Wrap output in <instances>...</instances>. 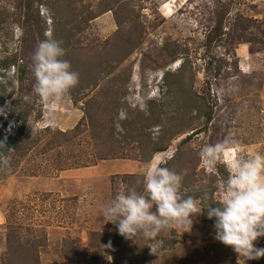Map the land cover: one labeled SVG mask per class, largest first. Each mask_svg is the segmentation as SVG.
Instances as JSON below:
<instances>
[{
  "label": "rangeland",
  "instance_id": "rangeland-1",
  "mask_svg": "<svg viewBox=\"0 0 264 264\" xmlns=\"http://www.w3.org/2000/svg\"><path fill=\"white\" fill-rule=\"evenodd\" d=\"M25 1L0 0V109L5 113L0 115V141L6 145L13 132V101L23 98L29 103L26 134L35 136L46 127L72 130L83 117L88 99H102L103 91L114 90L119 108L108 113L115 117V137L130 158L57 172L53 163L57 151L71 147L93 151L87 134L44 155L40 152L49 139L46 135L24 158L12 160L0 154V254L7 252V234L14 227L23 239L37 242L41 264L113 263L101 235L118 232L103 220L101 208L122 184L136 185L146 164L132 159L139 154L141 137L133 132V139L124 140L129 127L122 128L120 121L125 116L137 120L140 113H156L155 124L143 133H151L152 141L160 143L169 131L191 125L150 160L155 158L163 166L178 155L167 167L182 174L186 195L206 192L208 204L222 199L216 181L221 173L228 174L232 159L264 154V0H135L121 14L136 15L137 25L124 22L121 27L112 11L104 12L73 32L67 55L78 73L91 66L95 73L110 72V76L93 86L88 81L87 89H75L74 95L68 91L58 100H39L33 92V75L19 84L8 63L16 56L19 64L30 66L37 43L45 33L53 37L57 30L53 17L63 21L70 9L87 14L99 0H60L54 6L53 0H34L28 12ZM219 23L220 37L215 33ZM129 50L131 54L122 61ZM176 50L179 55L173 58ZM167 72L169 85L163 78ZM116 76L120 81L115 86L111 81ZM207 109L212 114L208 124L205 117H198ZM188 135L191 138L183 143ZM226 137L237 142L236 152L206 167L198 155L200 146ZM150 150L147 146L142 153L146 156ZM192 219L190 232L174 227L155 240L125 239L123 247L135 251L124 256L143 255L145 264H264V257L245 261L231 249L214 256L208 247L219 242L214 220L207 218L206 210ZM255 246L264 248V237Z\"/></svg>",
  "mask_w": 264,
  "mask_h": 264
},
{
  "label": "clouds",
  "instance_id": "clouds-1",
  "mask_svg": "<svg viewBox=\"0 0 264 264\" xmlns=\"http://www.w3.org/2000/svg\"><path fill=\"white\" fill-rule=\"evenodd\" d=\"M64 57L62 42L45 33L31 55L36 95L58 100L78 84V73ZM0 115H5L3 109ZM236 145L235 140L226 137L215 144H202L198 155L206 167H214L225 154L236 152ZM12 150L0 141V154ZM154 159L146 162L136 185L122 184L101 208L103 220L114 224L119 235L131 240H155L162 231L174 227L190 232L192 218L206 210L207 218L214 220L216 240L231 247L245 261L264 257V248L255 246L264 237V154L232 159L228 175L216 181L222 199L212 204L207 203L206 192L200 197L186 195L182 174L155 163ZM200 203L206 206L200 207ZM102 246L110 249L111 241Z\"/></svg>",
  "mask_w": 264,
  "mask_h": 264
},
{
  "label": "trees",
  "instance_id": "trees-1",
  "mask_svg": "<svg viewBox=\"0 0 264 264\" xmlns=\"http://www.w3.org/2000/svg\"><path fill=\"white\" fill-rule=\"evenodd\" d=\"M131 1L135 0H99L98 5L93 8L87 9V14L76 13L74 9H70L66 14V18L62 21L58 17H53L55 21V25L57 26V30L53 31V38H57L56 40L62 42V47L65 49V59H67L70 64L71 60L69 59L67 53L72 50V47L69 43L70 37H73V32L79 30L82 26V23L90 22L100 14L108 11H112L114 14L115 21L118 27H121L124 22H131L137 25V17L136 15L129 14L126 17H123L121 11L126 7H129ZM140 3H146L149 0H137ZM24 8L25 10L32 11V7L34 4V0H26ZM60 2V0H53L52 5H56ZM40 4L42 5L41 1ZM40 5V6H41ZM51 8V7H50ZM52 10V8H51ZM84 15V16H83ZM221 27L222 23L216 27L215 33L221 36ZM59 31V32H58ZM52 33V32H51ZM78 33V32H77ZM219 36V37H220ZM132 50L125 52L124 58L121 59L122 61L128 58L131 54ZM179 55V52L176 50L174 54L171 56L176 58ZM8 66H12L16 73V78L19 84H21L24 79L28 76V74H32L30 71V66L22 63L19 64L18 60L15 56L14 59H11L8 63ZM72 70L77 72L75 69L77 67H73L71 64ZM78 73V72H77ZM110 72L100 71V73H95L91 66L83 67L82 71L78 73L79 82L78 84L69 90V92L74 95L76 94L74 91L75 89L80 91L82 89H87L86 87L89 84L86 82L91 81L92 86L96 85L99 81L105 80L110 76ZM171 73L164 74V82L165 84L168 82ZM120 77V75H119ZM119 77H114L111 83H114L115 86L117 82H119ZM81 80V82H80ZM169 85V82L167 83ZM38 99L41 100V97L38 96ZM76 101V100H73ZM76 103V102H75ZM12 114H13V132L10 133L7 139L6 147L13 149L11 152H3L1 155L3 157L9 156L12 160L24 158L29 155V153L40 143L42 142L40 136L49 139L46 140V143L42 145L43 150L40 154H46L50 152V150L60 149L62 146L68 145L78 138H80L83 134H87L90 137L92 150L93 151H81L76 150L75 148L71 147L69 151H57L56 158L53 160L54 169L59 172L66 169H73V168H81V167H90L97 164L98 161H105L109 159H116V158H130V155L126 154L124 151V147L120 145V142L115 137V122L113 116V110L117 109L119 105V97L116 95V91H103L102 99L99 97H92L88 99L83 106V117L80 121L76 124V126L69 131H61L56 130L53 131L51 128L46 127L42 131H40L35 136H31L26 134V128L29 120V116L31 115V111L28 109L29 103H26L23 98L18 101H13L12 104ZM109 110H112V113H108ZM112 114V115H111ZM147 114V116H146ZM156 113L147 111V113H140V117L138 119L124 117L122 121H120V125L122 128L127 129L129 127V133L127 131V135L124 137L125 141L133 139L134 134L141 137L137 141L139 142L138 146L140 147L139 154L134 156L132 159H135L141 163H146L150 159H152L153 154L165 152L168 149V146L171 140L177 134L183 133V131L187 128H190L191 125H187L185 128H180L176 130L169 131L167 135L161 138V142H154L152 141L151 133H143L148 130L151 125H154L157 120ZM203 116L207 120V124L211 121V110L207 109L201 115L198 113V117ZM110 118V119H109ZM156 118V120H154ZM109 119V120H108ZM132 128V129H130ZM196 130V129H195ZM134 132V134H133ZM196 132V131H195ZM194 132V133H195ZM192 135H188L183 143H186L187 140L191 138ZM150 146L151 150L146 156L142 151ZM49 150V151H48ZM83 154V156H82ZM91 156V158L86 157ZM178 159L177 157H172L170 161H168L163 166H168L170 163ZM162 166V165H161ZM196 166V165H194ZM52 171L53 169H47ZM222 177H226L227 173H221ZM136 175H124L123 178L127 179H135ZM137 177L141 178V175H137ZM142 185H140V188ZM194 197L201 196L200 193H196L193 195ZM14 227H10L9 232L7 234V245L8 249L7 252L4 254H0V264H41L39 259V245L34 239H23V236L16 231ZM103 239V245L107 244L111 241V248L105 249L106 253L111 257L112 264H145L146 259L143 255H132V256H124L125 253L129 251H135L133 248L126 249L123 247V241L125 240L119 234H105L101 235ZM210 251H213L214 256H221V252L227 249H233L229 246L222 244L221 242H217L216 244H211ZM208 251L207 253L209 254ZM145 256V254H144ZM142 257V258H140Z\"/></svg>",
  "mask_w": 264,
  "mask_h": 264
}]
</instances>
